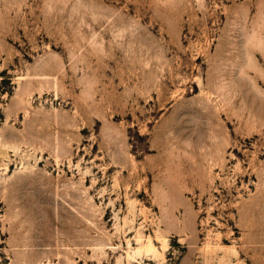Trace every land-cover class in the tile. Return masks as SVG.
Segmentation results:
<instances>
[{"label":"rangeland","instance_id":"rangeland-1","mask_svg":"<svg viewBox=\"0 0 264 264\" xmlns=\"http://www.w3.org/2000/svg\"><path fill=\"white\" fill-rule=\"evenodd\" d=\"M0 264H264V0H0Z\"/></svg>","mask_w":264,"mask_h":264}]
</instances>
